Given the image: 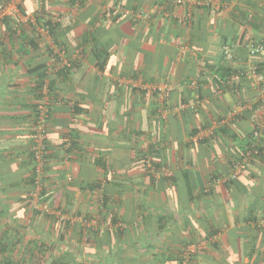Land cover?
<instances>
[{"label": "crops", "instance_id": "crops-1", "mask_svg": "<svg viewBox=\"0 0 264 264\" xmlns=\"http://www.w3.org/2000/svg\"><path fill=\"white\" fill-rule=\"evenodd\" d=\"M252 4L22 0L13 32L0 16V264H264ZM41 5L67 27L61 48L37 28ZM34 36L41 49L21 60ZM225 43L235 58L217 70ZM40 63L41 95L27 73ZM248 142L258 155L241 152Z\"/></svg>", "mask_w": 264, "mask_h": 264}, {"label": "trees", "instance_id": "trees-1", "mask_svg": "<svg viewBox=\"0 0 264 264\" xmlns=\"http://www.w3.org/2000/svg\"><path fill=\"white\" fill-rule=\"evenodd\" d=\"M252 6H254L255 8H257V6L255 4H252ZM259 9H261V8H259ZM19 11L20 12L22 11V9L20 8V6H19ZM34 16H35V20L37 21V28H39L41 25H43V27L46 28L48 30V32H50L52 34V37L54 38V42H56V44L58 45V48L63 47V45H62L63 43L62 42L57 43L59 41L56 40V35L54 33L56 31H57V33L59 31H61V29L64 28L65 24L63 26L61 23H58L55 20H51L52 17L49 16L48 12L47 13L45 12L44 5H41L38 8V10L34 14ZM250 16H254V17L256 16V19L253 20V19H251L252 17H250ZM250 16H247L246 14L243 13L241 17L245 21H247V25H250V27L255 28L256 33H257V32H259L258 31V28L263 23V20H262V18H261V20H259L258 14H256V15H252L251 14ZM2 22H4L5 25H6V27H5V30L6 31L13 32V29H12L13 19L11 17H9L7 15L4 16V17H2ZM65 28H67V27L65 26ZM250 41L253 42V43H259L263 47V49H264V39H262V41H261V40H257V39H254L253 38ZM39 44H40V40L37 39V37L34 36V37L28 39V42H27V46L28 47L22 46V47L18 48L16 50V54L18 55V57L21 58V60H26V59L29 58V54L34 53V52L35 53L36 52H39V50L41 49V46ZM222 47H223V49H222V56L220 58V59H222V61L221 62L220 61L218 62L219 64H217V70H221V69L222 70H227L226 68H228V67H226V64L225 65H223V64L225 63V61L233 60L235 58L234 49L232 48L231 44L228 45V44L225 43V44H223ZM229 48L232 50L231 58H226V56H225L226 55L225 54V50L226 49H229ZM47 50H48V48H47ZM48 52H50V51L48 50ZM259 54H261V53H253L252 56L260 57ZM97 58H98V56H97ZM253 66H254L253 69H250V71H249L250 72V77L248 75H246L249 78H251L253 76L251 74L252 71H253V74H257V73H260V72H262L264 70V61H262V62L260 61V62H257V63L255 62ZM45 69L46 68H45V65L43 63H40V64H38V65H36L34 67H28L27 68V73L34 74L36 76V78H37L38 85H37V88L36 89H37V91H38V93L40 95L43 92V86H42V84H43V81L45 80V77H46V75H44ZM218 76L219 77L217 78V80L218 81H222V79H223L222 74H219ZM249 145H251L249 142L247 144H245V146L247 148H242L241 152L242 153H245L246 152L248 154L250 153V154H253V155H258L259 154L258 153L259 150L256 149L254 146H249ZM32 160H34V159H32ZM234 163H238V161L237 160H234ZM6 264H10V263H6Z\"/></svg>", "mask_w": 264, "mask_h": 264}, {"label": "built area", "instance_id": "built-area-1", "mask_svg": "<svg viewBox=\"0 0 264 264\" xmlns=\"http://www.w3.org/2000/svg\"><path fill=\"white\" fill-rule=\"evenodd\" d=\"M20 1L22 0H0V16L7 15L13 19L15 24L19 23L21 19V16L19 15ZM247 47L251 55H253V53L263 52V47L259 43H253L249 41V43L247 44ZM225 54H226L225 55L226 58H231L232 50L230 48L226 49ZM40 107L41 105L39 106V108ZM40 116L41 117L36 122L37 131L33 133V137L34 138L36 137L35 140H37L38 142L37 145L33 148V159H34L33 167L37 174L41 173L42 167L45 163L44 155H45V149H46L45 144L43 143L44 127H45L44 118H43L44 115L41 114ZM151 167L152 165L150 164V168ZM152 170H154V168H152Z\"/></svg>", "mask_w": 264, "mask_h": 264}, {"label": "rangeland", "instance_id": "rangeland-1", "mask_svg": "<svg viewBox=\"0 0 264 264\" xmlns=\"http://www.w3.org/2000/svg\"><path fill=\"white\" fill-rule=\"evenodd\" d=\"M251 2L257 6V8H255L254 6L251 7L252 15L258 14L259 20H261V18L263 20V23L258 28V31L260 33H262V35H264V0H251ZM258 7L261 8L262 10L259 9ZM254 12H256V13H254ZM244 14H246L247 16H250L251 15V14H247V13H244ZM250 17H252L251 19H253V20L256 19V16L255 17L254 16H250ZM20 30H21V31H19L20 33H26L29 30L30 31H34V29H31L30 28V26L28 25L27 22L21 25ZM263 53H264V49H263V52H261V54H259L260 55V58L262 57V55H264Z\"/></svg>", "mask_w": 264, "mask_h": 264}]
</instances>
